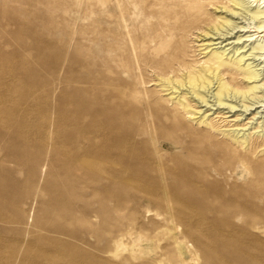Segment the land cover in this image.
<instances>
[{
    "label": "rangeland",
    "instance_id": "obj_1",
    "mask_svg": "<svg viewBox=\"0 0 264 264\" xmlns=\"http://www.w3.org/2000/svg\"><path fill=\"white\" fill-rule=\"evenodd\" d=\"M113 1L0 0V264H264V197L202 194L207 125L263 143L264 111L212 106L217 84L201 105L180 64L156 69L185 56L196 77L260 86L250 104L264 59L221 28L249 17L239 0Z\"/></svg>",
    "mask_w": 264,
    "mask_h": 264
},
{
    "label": "bare ground",
    "instance_id": "obj_2",
    "mask_svg": "<svg viewBox=\"0 0 264 264\" xmlns=\"http://www.w3.org/2000/svg\"><path fill=\"white\" fill-rule=\"evenodd\" d=\"M116 5H119V0H115L113 2H110V7L112 9H114V7ZM234 5H235V7H238L237 11H235L236 13L234 12V15L240 16L239 18H241V16L246 15L247 17H249L248 21H250V23H248L247 25L244 23L236 24V23H233L231 20H227L223 25H221V28L224 29V31H225V29H226V31H230L232 34H233V31H236V30H239L237 32V34H239V35L245 34L244 36H240L237 40L242 42V40L245 38L246 39V40L244 39L245 45H247L249 43H251V45H252L254 43L253 47L251 48L253 50L252 54L255 56V58L259 59V61L263 60L264 59V0H245L242 2L239 0V1H235ZM184 11L186 12L187 17L190 19L198 18V20H199L204 15L202 13V11L197 10L195 8H186V9H184ZM232 13H233V11H232ZM121 15L122 16L124 15L123 11L121 12ZM169 15H171L173 17L175 15H178V12L175 11V12L170 13ZM123 19H124V17H123ZM154 21H155V19H154ZM188 21H189V19H188ZM177 22H179V20H177ZM196 27L197 26H195V24L190 23L186 26V29H189V28L194 29ZM220 30L221 29H219V28L216 29V31L219 32V35L222 32V31L220 32ZM221 34H223V33H221ZM243 47H245V46H243ZM243 50H244V48H243ZM217 57L220 60H222V56L217 54ZM166 58L168 59V62L165 65V67H157L156 66V69H160L161 72L162 71L166 72L167 69L172 71V70H175V65L180 64L182 69L184 71H187L189 74V78L185 82V86H189L191 91L193 90V92L196 94V96L201 98V100H202V101L200 100L201 105L202 104L208 105V101H207L206 97L203 95L202 91H200V90H203V91L208 90V92L210 94V91L212 90V88L217 84V87L215 89L216 93L214 95H212V97L216 100V103H215V105H212V106L218 105V107L220 106V108H221V106L222 107L227 106V102H229V100H230V103L232 105H229V109L237 110L238 105H235L238 102L237 100L243 99L245 101V102H242L243 108L245 111L244 113H248V111H250L252 108H255V111H260V110L264 111V95L260 98L256 97L254 99V101H250V104H247V101H249L248 94L254 93L255 91L262 89L260 86H258V85L253 86V87L251 86L252 88L250 90L245 91V90H241V88L237 82L232 81L231 83H232L233 87H230L229 84L224 83L221 79H219L218 74H216L214 72L212 73L209 70H206L203 75L201 74L199 77H196L197 75L195 73V69L192 66H190V64L188 66V64L186 63V60H185V56L179 58L177 55H174V56H167ZM240 62H242V59L240 60ZM261 64H259V66H261ZM248 66H250V64ZM158 72H160V71H158ZM177 72L178 71H176L175 73H177ZM247 72H248V79L249 80H251V81L254 80L256 82H257V80H260V77H261L260 71L255 70V71L251 72V70L248 69ZM162 80H163V78H162ZM164 80H166V79H164ZM171 83H173V82H171ZM182 86H184V84ZM175 91H177V90H175ZM240 102H239V105H241ZM179 106H181L180 109L183 111L185 116H189L190 114L192 115V112H191L192 110L190 111V109H187L183 105V102ZM241 109H242V107H241ZM261 113H263V112H257L255 117ZM193 116H195V115H193ZM186 119H188V117H186ZM229 119H231V118H229ZM188 120H190V119H188ZM207 127H208L207 128L208 132L212 136V138H210V142L212 144L213 143L214 144L206 150L209 153V155H211L212 158H211V160L210 159L206 160L208 162H205V163L213 165V168H211V170H212L211 172L216 175L217 181H215V183H213L212 185L210 184L211 185L210 188L203 190L202 194L205 196H216V197H226V198L227 197H235V198L237 197L239 199H240V197H242V198L243 197L244 198L249 197V199L251 197H260V198L264 197V190H261L258 188V186H261L264 184V172H262V168H264V149H263L264 148V140H263V143H259L256 139L254 141V140H249L246 137V138H243L242 140H240V138H235V139H230V140L225 139V140L220 141V140H218V137L214 134V132L220 131V127L216 128V125L213 122H210L207 125ZM261 130H263V129H261ZM200 138L201 137H199V139ZM259 139L260 138H258V140ZM201 141H203V139ZM202 146L204 147V145H202ZM198 148L200 149L201 152H203V149H201L200 147H197L196 150H198ZM198 151H197V153H198ZM194 153L192 152V155H194ZM209 155H207V156H209ZM190 156H191V154H190ZM195 159H197V158H195ZM193 161H195V160H193ZM196 163H198V162H196ZM182 254L186 255V250L183 247H182Z\"/></svg>",
    "mask_w": 264,
    "mask_h": 264
}]
</instances>
